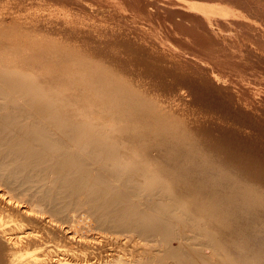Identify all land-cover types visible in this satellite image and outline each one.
Segmentation results:
<instances>
[{
	"label": "bare ground",
	"instance_id": "obj_1",
	"mask_svg": "<svg viewBox=\"0 0 264 264\" xmlns=\"http://www.w3.org/2000/svg\"><path fill=\"white\" fill-rule=\"evenodd\" d=\"M0 264H264V0H0Z\"/></svg>",
	"mask_w": 264,
	"mask_h": 264
}]
</instances>
